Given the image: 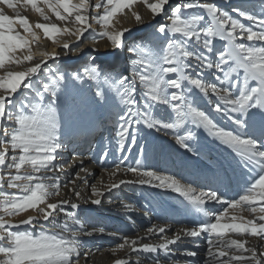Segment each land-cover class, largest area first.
I'll list each match as a JSON object with an SVG mask.
<instances>
[{
    "label": "snow or ice",
    "instance_id": "obj_1",
    "mask_svg": "<svg viewBox=\"0 0 264 264\" xmlns=\"http://www.w3.org/2000/svg\"><path fill=\"white\" fill-rule=\"evenodd\" d=\"M137 5L163 22L129 42L126 34L132 28L117 25L119 17L129 15L136 25L144 24ZM0 6V264L87 261L91 253L83 251L81 238L104 234L105 228L89 226L67 208L101 206L106 193L128 184L177 193L185 208L202 219L172 235L170 225L153 224L144 236H122L110 249L112 264H133L132 253L160 252L164 257H153L152 264H168L179 250L172 246L199 237L207 244L204 264H264V0H259V12L255 5L228 11L214 0H0ZM21 8H30L40 20L30 22ZM90 29L93 45L105 40L113 52L127 51L123 71L96 63L95 56L71 71L48 63L61 53L42 50L40 33L68 56L80 53L79 42ZM69 88L86 90L92 104L114 110L120 153L131 152L140 131L148 129L172 135L180 149L198 156L199 141L189 125L203 129L228 151L243 179L241 191L227 197L219 188L194 186L139 159L135 166L125 165L127 156L105 169L107 183L89 185L91 172L82 160L70 177L58 162L64 148L61 108L70 114L75 103L66 95ZM198 98L206 99L210 110L201 108ZM213 114L232 127L222 126ZM108 156L105 150L101 159ZM78 182L83 185L79 190ZM65 189L74 201L65 198ZM121 203L131 211V205ZM209 203L221 207L210 210ZM150 237L156 240L145 242ZM250 238L258 244L251 245ZM182 254L198 256L195 250Z\"/></svg>",
    "mask_w": 264,
    "mask_h": 264
},
{
    "label": "bare ground",
    "instance_id": "obj_2",
    "mask_svg": "<svg viewBox=\"0 0 264 264\" xmlns=\"http://www.w3.org/2000/svg\"><path fill=\"white\" fill-rule=\"evenodd\" d=\"M171 1L175 2V0H170V2ZM215 1L216 0H214V2ZM177 2H179V0H177ZM254 5L256 6V11L259 12V0H254ZM136 10L143 16L145 21L144 24L136 25L134 19L129 15L127 18L119 17L120 23L117 27H130L132 30L138 26L141 30L148 28L153 22L151 13L143 5H137ZM5 11L8 14H13L10 9H5ZM20 12L22 15L27 16L32 23L40 20L38 15L31 11L30 8H21ZM53 21H55L54 17ZM93 26L97 28L98 25L93 22ZM40 35V48L42 50L51 52L55 49L57 52L61 53L59 59L62 62L69 64L75 63L77 67L83 64L81 60H78V56L83 57L87 47L93 45L91 34L86 32L79 42L80 48L82 49L80 53H70L68 56H65L61 48L44 39L42 33H40ZM64 39L75 41L74 37H64ZM106 45L107 41H102L93 45L98 48V51L92 55L96 57V63L103 66L105 62L116 56L118 57V61L110 67L115 68L117 71H123L128 66L127 57L129 54L120 50L113 52L110 48L106 47ZM73 46H75V43ZM216 47H221V43L216 42ZM36 51L37 50L34 48V52ZM37 58H39L38 54ZM53 62V60L48 61L49 64ZM197 102L201 108L210 110V106L207 104L206 99L198 98ZM88 104L87 102L86 106L76 104L72 107L70 119L63 121L62 138L64 148L60 152L58 162L64 164L70 177L74 176V174L79 171L81 166L79 162L82 160V166L91 172V175L87 176L89 185L96 184L101 180L107 183L109 177L105 169L111 170L122 156H127L128 159L125 161V165L135 166L136 160L139 159L145 167L152 170L165 171V174L175 175L182 181H184L183 176L188 175V177H193L198 182L206 183L204 188H208L211 185L216 186L225 194L233 191L229 182L232 185L239 182L243 184V179L239 170L236 169L234 171V163L230 164L231 156L228 151L223 146L213 141L203 129H195L193 126L189 125L196 133L199 141L201 153L198 156L192 153H186L183 149H180L179 146L174 143L172 135H165L163 131L155 132L154 130L148 129L140 131L138 135V145L133 147L131 152L125 151L120 153L115 149L114 135L116 130V119L113 115L114 110L108 107H98L96 105L94 107ZM213 115L216 116L218 122L221 123L222 126L232 127L231 123L226 119H221L217 114ZM96 133L97 136L95 137ZM81 145L83 146L82 149ZM141 147L145 148L143 154L140 151ZM105 150L109 152V156L102 160L101 158ZM82 152L84 153L82 154ZM73 161L76 163H73ZM166 168L168 169L166 170ZM81 175L84 174L81 173ZM213 175L219 177V181L226 177V180L229 182L225 181L220 184H210L212 180L209 179L207 183L205 176L211 178ZM122 178L130 179L131 176L129 175L128 177ZM188 181L191 183L189 179ZM192 184L194 185L195 183ZM78 185V190L83 188V185L79 182ZM84 190L90 192V189ZM63 192L66 193L65 198L72 199L73 201L75 200L70 190L65 189ZM109 201H111V203ZM121 202L131 205V211L125 210ZM185 203L183 198L177 193L156 189L148 185L128 184L122 185L120 188L110 193H106L101 206L81 203L80 209L73 210L70 207L67 208L68 211L77 212L80 218L85 220L89 226L105 228L104 234L96 233L92 237L81 238L83 251L91 253L87 261L83 258L81 259V264H112V260L115 257L110 252V249L122 242L120 237L125 235L133 238L137 235L144 236L146 229L153 224L170 225L171 231L168 235H172L181 227L192 225L197 220L192 221L191 219V221L187 222L188 225L180 221L183 217L182 213L186 209L184 206ZM206 207L210 210H216L210 203L206 205ZM220 207L219 205L217 209H220ZM159 208H166L165 213H167L163 214L159 211ZM146 213L147 215H145ZM195 216L198 219H202L197 213H195ZM21 218L23 217H16V219ZM110 232L116 233V235H108ZM155 240L156 237H150L145 242H154ZM249 243L251 245H257L258 241L256 238H250ZM172 247H178L179 250L169 257L168 264H172L173 261H175L176 264H204L207 244L206 240L202 237L186 238L183 243ZM185 250H195L198 252V256L186 257L182 254ZM119 255L123 256L124 253H119ZM164 255L163 252L153 254L132 253L130 259L133 264L137 259H140L142 264H152L153 257L159 256L163 258Z\"/></svg>",
    "mask_w": 264,
    "mask_h": 264
},
{
    "label": "rangeland",
    "instance_id": "obj_3",
    "mask_svg": "<svg viewBox=\"0 0 264 264\" xmlns=\"http://www.w3.org/2000/svg\"><path fill=\"white\" fill-rule=\"evenodd\" d=\"M94 2H95V0H93V3ZM175 3H177V0H175V2L171 1V4H175ZM215 3L218 6L224 8L225 10L231 11V8L235 7V6L245 5V6L251 7L252 5H254V0H216ZM158 22H163L161 17H157L155 20H153V22L149 25L148 28H145L143 30H141L139 26L134 28L132 30L131 35L126 34V37L128 38L129 42L131 41L132 38L145 37V36L149 35L150 33H152L154 31L155 25ZM242 22L247 23L246 21H242ZM93 28L96 29V31H99V29H98L99 26H97V28L93 26ZM87 33L91 34V39H92V36L94 35L92 30L90 29ZM102 41H105V40H100V42H102ZM93 47H94L93 45L88 46L87 50H85L84 56L83 57L78 56V60H81V62H83V64H84L87 61V58L89 56H92L94 53H96V52L92 51ZM124 52L127 53L126 50H124ZM117 61H118V57L114 56L111 60L105 62V65H103V66L110 67L111 65L115 64V62H117ZM52 64H59L63 69H65L67 71H71V70L77 68V64H75V63H71V64L65 63V62H62L59 58L57 60H55ZM66 95L69 98V102H71L72 100L75 101V103L73 104L72 107H74L76 104H78V105L81 104L82 106H86V102L89 103L88 105H91V106L95 107V105L94 104L92 105V103L90 102L91 97H90L89 93L86 90L81 92L78 89L69 88V90L66 93ZM157 111L159 113H163L164 112V108L160 107ZM61 112L63 114V117H64L65 121L70 119L71 114H69L66 111V108L64 106H62ZM97 133H100V132H97ZM97 133L95 134V137L97 136ZM78 148H80V147H78ZM82 148H83V146L81 145V149ZM75 152H76V150H75ZM83 153L84 152H82V154ZM210 204H211V206L215 207V209H217L219 207L218 204H215V203H210Z\"/></svg>",
    "mask_w": 264,
    "mask_h": 264
}]
</instances>
